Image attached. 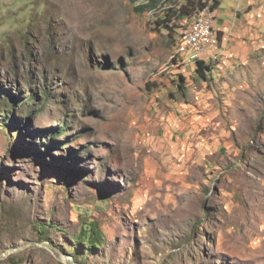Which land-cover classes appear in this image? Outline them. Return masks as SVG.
Masks as SVG:
<instances>
[{"label": "rangeland", "instance_id": "1", "mask_svg": "<svg viewBox=\"0 0 264 264\" xmlns=\"http://www.w3.org/2000/svg\"><path fill=\"white\" fill-rule=\"evenodd\" d=\"M144 1L0 0V264H264V147L183 150L176 33L150 22L174 0ZM262 84L240 138L258 117L264 135ZM89 221L92 250L75 241ZM31 241L62 253L10 250Z\"/></svg>", "mask_w": 264, "mask_h": 264}, {"label": "crops", "instance_id": "2", "mask_svg": "<svg viewBox=\"0 0 264 264\" xmlns=\"http://www.w3.org/2000/svg\"><path fill=\"white\" fill-rule=\"evenodd\" d=\"M223 3L228 7L226 10L221 7ZM217 6L214 31L218 44V33L220 35L219 47L216 48L217 41L214 38V47L203 45L199 51L200 59L206 58L204 63H212L206 70L205 77L197 75L196 66H190L193 63L186 64L184 61H179L174 67L178 68L183 63L190 67L184 71H168L172 74L176 87L179 88L181 84L183 89L179 91L182 93L185 109L193 117H190L188 123L192 124L195 118L197 121L193 126L186 121L188 132L182 142L183 150L204 151L205 159L212 153L245 150L250 146L248 141L253 139H257L264 147L263 133L254 135L262 117L260 120L257 118L256 128L254 121L244 126L240 138L237 112L251 106L258 107L255 102L261 100L256 98L255 91L262 83L264 87V50L260 52L258 48L259 34L264 35L260 29L264 28V0H219ZM248 27L253 31H248ZM246 35L250 37L247 39ZM217 54L218 59L214 61L212 58H216ZM179 73L184 80L178 79ZM244 114L245 118L252 120V114ZM190 137H195L193 143H189ZM207 161L209 160L204 162L205 167Z\"/></svg>", "mask_w": 264, "mask_h": 264}, {"label": "trees", "instance_id": "3", "mask_svg": "<svg viewBox=\"0 0 264 264\" xmlns=\"http://www.w3.org/2000/svg\"><path fill=\"white\" fill-rule=\"evenodd\" d=\"M152 1L155 0H149L148 3L139 4L141 6H136L135 10L137 12H143V13L144 11L145 13H148V12H152L153 10H156L160 0H158L156 5H149L152 3ZM173 3L174 6H170V7L167 4L162 5L163 8L161 7L162 9H159L160 13L156 15L155 18H153V20L151 21L154 22L155 24L154 26L157 25L158 28L159 27L165 28L169 32H175V28H176V32H178V28L180 27V25L187 23L191 19V16L193 15V11L195 10L194 8H196V6L198 5L203 6L205 5L206 2L204 0H182V2L179 5H177L176 0H174ZM212 7L214 8L213 4L211 5V9H213ZM177 34L178 33H176V46H177ZM177 61H178L177 58H174L172 60V62H177ZM209 68L210 66H205L202 62L198 61L196 66L197 75L205 77V72ZM181 78L182 80H184L183 77ZM179 89L180 91L183 90L181 88V84L179 85ZM1 110L3 114L9 112L6 109H1ZM55 132L53 131V133ZM64 132L65 130L62 128L59 130V133H55V134L56 136H59L57 134H62ZM34 151L37 152L38 150H36L35 148ZM42 227L43 229H45V226ZM43 229L41 230V232H44ZM75 238H76L75 240L76 242L81 243L86 249L92 250L97 248L98 245H101V243L104 241V234L96 221H89L83 223V226L81 227V231Z\"/></svg>", "mask_w": 264, "mask_h": 264}, {"label": "bare ground", "instance_id": "4", "mask_svg": "<svg viewBox=\"0 0 264 264\" xmlns=\"http://www.w3.org/2000/svg\"><path fill=\"white\" fill-rule=\"evenodd\" d=\"M204 1L206 2L205 5L196 6V8H194L195 10L193 11V15L191 16V19L187 23L180 25V27L178 28L179 40L176 46L177 49H176L175 54L172 55V60L178 57V61L177 62L171 61V66H176L178 65L179 61H184L187 59H195L196 62L194 64H196L198 61H201V62L205 61L204 57H203L204 60L200 59L199 51L201 50L203 45H208L210 47H212L213 45L212 37L214 35L213 33L214 24L212 25V23H213L215 13L211 9V5L213 4V2L212 3L210 2L212 0H204ZM148 2L149 0L141 2V4L148 3ZM196 26H203V30H207L206 39L209 40V42H204V37H191V30L195 28ZM183 38H184V42H183ZM217 44H218V37H217ZM197 45H201V46H197ZM190 50H192V52L188 55V52Z\"/></svg>", "mask_w": 264, "mask_h": 264}, {"label": "water", "instance_id": "5", "mask_svg": "<svg viewBox=\"0 0 264 264\" xmlns=\"http://www.w3.org/2000/svg\"><path fill=\"white\" fill-rule=\"evenodd\" d=\"M27 245H34V246H37V247H47V248H51V249H54L60 253H62L60 251V249H58L56 246H54L52 243L50 242H47V241H42V242H37V241H31L23 246H17V247H14V248H11L10 250L11 251H19L21 250L22 247H26ZM6 255V253H3V254H0V258L4 257ZM66 264H81L79 262H76L72 256H67V259H66Z\"/></svg>", "mask_w": 264, "mask_h": 264}, {"label": "built area", "instance_id": "6", "mask_svg": "<svg viewBox=\"0 0 264 264\" xmlns=\"http://www.w3.org/2000/svg\"><path fill=\"white\" fill-rule=\"evenodd\" d=\"M206 32L207 30H203V26H196L191 30V37H204V42H209V40L206 39ZM183 42H184V38H183ZM197 46H201V45H197Z\"/></svg>", "mask_w": 264, "mask_h": 264}, {"label": "clouds", "instance_id": "7", "mask_svg": "<svg viewBox=\"0 0 264 264\" xmlns=\"http://www.w3.org/2000/svg\"><path fill=\"white\" fill-rule=\"evenodd\" d=\"M157 2H158V0H155V1H152V3L151 4H149V5H156L157 4ZM218 2H219V0H216L215 1V3H214V8L216 9V11H217V9H218ZM217 4V5H216ZM136 5V4H135ZM136 6H141V5H136ZM144 13H145V11H144ZM217 17V16H216ZM151 24V23H150ZM156 28L158 27L157 25L155 26ZM215 28V27H214ZM174 33H176V28H175V32ZM218 36H219V44H220V35H219V33H218ZM219 44H218V47H219ZM214 61H216V60H214ZM199 62H201V61H199ZM198 63V62H197ZM197 63H196V65H190V66H197ZM205 66H210V65H212V63H211V61L209 62V63H204V62H202ZM190 66H186L185 68H188V67H190ZM177 69V68H176ZM178 70H180V69H178ZM180 74V76L178 77V79L180 80V78L181 77H183V75L181 74V73H179Z\"/></svg>", "mask_w": 264, "mask_h": 264}]
</instances>
